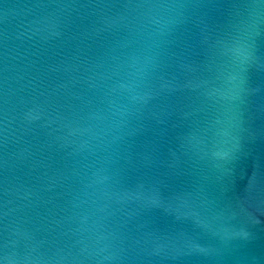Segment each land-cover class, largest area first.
<instances>
[{
  "label": "water",
  "instance_id": "1",
  "mask_svg": "<svg viewBox=\"0 0 264 264\" xmlns=\"http://www.w3.org/2000/svg\"><path fill=\"white\" fill-rule=\"evenodd\" d=\"M0 264H264V0H0Z\"/></svg>",
  "mask_w": 264,
  "mask_h": 264
}]
</instances>
